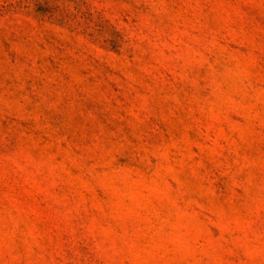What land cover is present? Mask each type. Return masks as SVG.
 Listing matches in <instances>:
<instances>
[{
	"label": "rangeland",
	"instance_id": "1",
	"mask_svg": "<svg viewBox=\"0 0 264 264\" xmlns=\"http://www.w3.org/2000/svg\"><path fill=\"white\" fill-rule=\"evenodd\" d=\"M0 264H264V0H0Z\"/></svg>",
	"mask_w": 264,
	"mask_h": 264
}]
</instances>
